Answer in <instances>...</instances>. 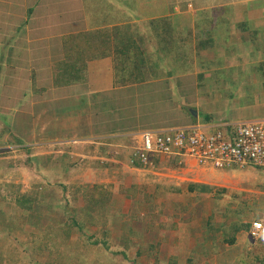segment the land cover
Instances as JSON below:
<instances>
[{
  "label": "crops",
  "instance_id": "crops-1",
  "mask_svg": "<svg viewBox=\"0 0 264 264\" xmlns=\"http://www.w3.org/2000/svg\"><path fill=\"white\" fill-rule=\"evenodd\" d=\"M9 2L0 16V83L10 77L23 88L21 81L28 80L25 90L34 96L23 103L22 97H14L16 120L11 125L2 119L5 106L0 102V133L9 135L0 148H17L12 150L16 166L1 170L0 177L10 178L6 194L14 201L28 192L38 202L32 208L37 212L18 205L4 212L2 260L24 247L30 256L39 251L36 260L47 264L52 256L64 254L58 251L61 244L70 257L57 264H76L83 249L90 264H253L257 257L264 258L258 250L264 242L255 241L250 233L254 220L264 222V191L244 189L228 170L201 167L186 156L151 155L150 165L133 157L145 130L191 124L215 130L234 124L219 110L206 111L220 104L225 96H217L219 90L232 85L233 78L252 86L251 93L257 96H246V103L232 110L245 106L264 113V0H146L142 11L137 6L131 10L133 19L125 17L127 2L118 11L110 0ZM137 20H148L151 27L140 28ZM167 27L172 44L184 35L179 44L185 43L180 49L185 48V55L171 57L189 62L190 74L171 71L170 66L164 72L162 62L156 61L171 49L163 38ZM87 45L94 51H87ZM172 58L168 62L175 64ZM60 63L84 71L70 83L57 82L54 69ZM144 66L150 69L147 77ZM188 75H194V84L181 80ZM203 80L206 86L199 94ZM163 85L169 96H155L166 89L151 86ZM187 85L198 95L187 96ZM196 102L210 105L202 110ZM171 106L178 111L188 107L190 112L155 121ZM113 111L118 112L117 119ZM126 112L136 120L116 126ZM12 134L33 146L12 143ZM32 149L35 167L32 163L30 169L19 171L21 152L27 163ZM96 184L105 185L108 196L100 212L85 203ZM135 212L141 222L130 218ZM235 221L251 225L237 232L231 244L225 237ZM136 224L141 236L131 231ZM62 227L70 235L63 233L54 250L49 251L53 239L30 249L40 241L34 238L40 231L57 233ZM99 246L114 252L117 260L101 261Z\"/></svg>",
  "mask_w": 264,
  "mask_h": 264
},
{
  "label": "rangeland",
  "instance_id": "rangeland-1",
  "mask_svg": "<svg viewBox=\"0 0 264 264\" xmlns=\"http://www.w3.org/2000/svg\"><path fill=\"white\" fill-rule=\"evenodd\" d=\"M9 1L10 0H0V16H2L3 12H5V11H7L9 9L8 8L9 7L8 3H10ZM83 1L87 2V0H83ZM90 1H92V0H90ZM141 1H142V7H141ZM145 1L146 0H110V2H112L113 5H115L113 7H115V9L117 11H118L117 8H122V6L124 5L122 3L127 2V4H125V5H128L130 8L128 7V9H127L128 11L125 13V17L130 15V14H132V13H134L131 10H133V8L136 7V6L138 8H140V11H142L145 8ZM116 2H117V4H116ZM130 16H131V19H133V16L132 15H130ZM137 16L139 18H141V15H137ZM146 21H147V23L146 22L143 23V22H141V20H137V24L139 25L140 28H141V25L145 26L146 24H147L148 27H151V25H149V23H148V20H146ZM159 24L157 23V25H159ZM169 28L170 27H167L166 29L169 30ZM171 31L169 30V32L168 31L164 32V37H163L166 40V42H169L171 44V49H170L169 53H167V54L164 53L161 56L162 60L160 59V57H158L156 61L157 62H162L160 65H161L162 69L164 70V72H165V70H167V66H170L171 67V71H174V72L178 71L179 73L190 74V72H191L190 68H192V67H191V64L189 62H187V64L186 63H182L183 60H176L175 58L171 57V56H173L175 54L176 58H180L181 59L182 56L185 55V52H184L185 48L182 51L180 50L182 46L185 47V43L179 44L180 39L182 40L184 35L180 36V37L177 36L175 43L172 44L171 40H170L171 39ZM168 33H170V34H168ZM160 35L162 36L163 32ZM87 47L89 48V49H87V51H92V52L94 51V47L93 46L87 45ZM166 49H168V48H166ZM171 58L174 60L172 62H175V64L168 62V60H171ZM138 61H139V64H141V60H138ZM147 61L148 60H146L145 62L147 63ZM155 70H156V67H155ZM149 71H150V69H148V67L145 68V66H144V68L142 70V73H145L144 76L147 77V74H148ZM164 72H163V75H165ZM10 79H11L10 77H7L5 79V82H2V84L0 83V87H1L0 94L2 93V97L0 96V102H1L2 105L5 106L2 109V112L5 113L4 116L6 117L5 118L3 116L2 119H3L4 123L7 124V125H11L16 120V116L13 114L14 113V111H13L14 108H13V105H12L13 104L12 100L14 99V97L15 96H17L18 98L22 97L20 99H21V101L23 103V102H27V100H26L27 96H34L33 92L32 93H27L28 90H25L28 87V85H29L28 84V80L21 81V84L25 85L23 88H21L17 84H14L12 82L13 80L11 81ZM181 80L184 81L185 85L187 83L188 84H192V83L194 84L195 83L194 75H188L186 78L181 79ZM205 84H206V81L203 80L202 84L200 86L201 87L200 89H202V90L200 91L199 94L203 93V88H204V86H206ZM147 86H149V85H147ZM151 87L155 89V88H160V87H165V86L163 85V86H151ZM139 88L141 90H143V87H139ZM193 88L194 87L191 86V85H187L185 87L186 93H188L187 96H197L198 95L197 91L192 90ZM226 88L227 89H225L223 91L219 90V95H217V96H225V97L222 98V101H220V104H218L216 107L212 106V108L214 107L212 109V111H211L210 106H209V108L206 109V111L208 113H210V112L213 113V111L219 110L221 114H223L225 117H227L229 120H231L234 123H237L239 121H244V120L264 119V113H260L259 111H252L254 108L249 109V108H247L245 106H241V107H239L238 110H232V108L234 106H236L237 104L246 103V101L249 99L248 97L246 98V96H257L256 94H252L251 93L252 86H249V88H248V86L238 84V79L233 78L232 85L226 86ZM165 89H166V91H162V92L161 91H156V95L155 96H166V95L169 96L168 95L169 91H170L169 88L165 87ZM178 89H180V86H178ZM3 92H4V94H3ZM131 92H132V90H131ZM213 92H214V90H213ZM235 96H238V97L236 98ZM234 97L236 99H238V101L235 102V103L232 102ZM194 105H198L196 107H198L199 109L203 110V107H206L207 105H210V104L209 103H207V104H199V102H196V103H194ZM171 109L168 107L167 111L163 112V114H161V117L157 116L155 118V121L156 120L157 121L158 120L164 121V120H167V119H170V118H173V117H180V115L184 112V110H186V112H187V110L189 108L188 107L187 108L183 107L182 111H178L176 109V106H171ZM169 111L171 112V115L169 113H167ZM127 112H128V110H127ZM127 112H126L125 119L119 118L121 122L116 124V126L126 124V122H134L136 120V118L133 117L131 114L129 116ZM188 112H190V110H188ZM111 114H112L113 118H115V119L118 118L116 116V115H118V112L113 111ZM188 115H189V113H188ZM114 116H116V117H114ZM191 116H193V115L191 114ZM103 118L104 119H108L109 116H103L101 119H103ZM124 120H126V121H124ZM198 122L201 123L203 121L199 120ZM113 125H115V123ZM120 129H122V127L119 128L118 130H120ZM2 130H4V129L2 128ZM207 131H209L210 133H213L214 129H208ZM8 137H9V135L7 134V132H1L0 133V142H3V143L5 141L8 142V139H7ZM10 141L12 143H14V144L15 143L16 144L24 143L25 146H33L30 143L26 142V140L22 139L21 137H17V136H15L13 134H12V138L10 139ZM13 149H17V148H10V147L9 148H0V162L2 161V162L7 163L6 167L4 166V164L2 166H0V171L1 170L2 171H7V170H9V166H13V167L16 166L15 165L16 164L15 163L16 157L15 158L12 157V155H13L12 150ZM28 150H27V152H28ZM35 153H36L35 149H32L31 152L29 151V156L30 157H29V160L27 161V163H25V156H24L25 154L23 153V151L21 152L22 156L20 158H18V159H19V161L20 160H23V161H20L19 168H18L19 171H25L24 169L27 170L28 167L30 169L29 165H31L32 163H33L32 167H35L34 162L31 160V158L35 155ZM36 163H38V160L35 161V164ZM38 165H39V163H38ZM227 170H228V173L231 176H236V179L239 180V185L241 184L242 188H244V189H252V190H256V191H260V190L264 191V168L258 167V166H255V165H247V166H245L243 168H241V167H233V168H230V169H227ZM9 181H10V178H8V177H0V226H1V223L3 221H5L4 220V216H5L4 212H6V211L9 212V210H13L12 209L13 205H15V206L18 205L16 203V201H14L15 197L11 198V197H9L6 194V186H7L6 183H9ZM27 193L24 194V195H27ZM35 195H37V194H35ZM28 196L29 195H27V197ZM31 198L33 199V204H35V203L37 204V202H38L37 196H31ZM68 201L70 203V199ZM85 203H87L86 199H85ZM19 206L20 205H18V207ZM39 206H40V204H39ZM79 212H81V214H82L83 211H79ZM138 215L139 214H137L136 212L135 213H131L130 218H132V217L137 218L138 217L135 220V222H141V218ZM78 226L80 228L82 227V225H78ZM137 226H139V224L131 225V231L136 232V233H138L141 236V228L137 227ZM126 229H128V227ZM53 230L52 229L51 230L47 229L45 231H43V230L40 231V233H39L40 236L34 237L35 239L41 238L40 241L39 242H35L34 244H32L30 246V249L36 250L40 246H42L43 244H46V243H44V242H46L45 239L47 241H50V240L53 239L52 241L54 243L56 240H59V238L57 239V237L63 236V235H57V233L54 232L55 230L54 231ZM122 232H124V229L122 230ZM56 242H55L54 245H50V250L49 251L54 250L57 247ZM258 242H262L263 243L264 241H258ZM46 245H48V244H46ZM21 247H23V245ZM62 247H63V245L61 244V246L58 248V251L62 250L64 252V254L59 253V254H57L56 257L55 256L51 257V261L54 264H57L59 259H62V262H63L64 261L63 258L65 259V258H69L70 257V256H66L65 255L66 252L63 249H61ZM259 249L264 252V245H262L261 248H258V250ZM67 250H69L68 252H70V254L73 253V248H67ZM83 250H84L85 254H83L81 256V258H76L75 259V263L76 264H90L89 258L86 256L87 251H85V249H83ZM96 250H97L98 256L104 257V258H102L103 260L101 259V261H109V262H111V260H117V258H115V257L112 258L111 254L114 253V252L107 251L105 249V247L99 246V248H96ZM111 251H114V250H111ZM38 253H39V251L36 252V255L30 256V253L28 252V250L24 249V247H23V249L18 252V255L15 252L12 253V255L16 258L15 261L12 260L13 256H11V255H10L11 259L2 260L1 253H0V260H2L3 264H5V262H7V261H8L7 264H11V263H13V264H46L45 262H39L40 260L39 261L36 260ZM137 255L141 256V253L137 252ZM52 258H53V260H52ZM243 263H245V262H243ZM47 264H49V263L47 262ZM253 264H264V263H260L259 261H257V263H253Z\"/></svg>",
  "mask_w": 264,
  "mask_h": 264
},
{
  "label": "built area",
  "instance_id": "built-area-1",
  "mask_svg": "<svg viewBox=\"0 0 264 264\" xmlns=\"http://www.w3.org/2000/svg\"><path fill=\"white\" fill-rule=\"evenodd\" d=\"M133 157L150 165L151 155H182L201 167L227 170L255 165L264 168V119L219 125L213 133L200 124L161 131L141 132ZM104 157L100 160L105 162ZM254 240H264V222L254 220L250 231Z\"/></svg>",
  "mask_w": 264,
  "mask_h": 264
},
{
  "label": "trees",
  "instance_id": "trees-1",
  "mask_svg": "<svg viewBox=\"0 0 264 264\" xmlns=\"http://www.w3.org/2000/svg\"><path fill=\"white\" fill-rule=\"evenodd\" d=\"M130 28V27H129ZM124 52V51H123ZM83 68L81 69H76L74 67H71L68 63H60L59 65L57 64V66H55V70H54V74H55V80L58 81H62V82H67L70 83L73 81L74 76L75 79L79 78V72L80 71H84ZM10 143V142H9ZM105 185L103 184H96L93 188V191L91 193L92 196H90L89 198H86V206H90L91 208H95V210L100 212V208L103 207V204L105 203V200L108 198L107 196V192L105 191ZM16 203L18 205H20L23 208H27L29 210H31L32 212H37L35 211L33 208L34 204H33V200L29 197H27V195H22V196H18L16 198ZM98 207V208H97ZM92 215V214H91ZM250 223L246 222V221H235L234 223L230 224L229 229L231 230V234H227L225 237V241L228 243L233 244L236 241V233L239 232L242 229L245 228H249L250 227ZM68 230V229H67ZM65 227H62L60 229V231L57 232V235H63V233L65 234V232L67 233V235H70V231H67ZM233 232V233H232ZM64 237H58L59 240H56V243H59ZM255 241H264V240H255ZM54 242V244H55ZM141 253V251H140ZM257 261H259L260 263H264V258H260L257 257ZM49 264H54L52 261L48 262Z\"/></svg>",
  "mask_w": 264,
  "mask_h": 264
}]
</instances>
